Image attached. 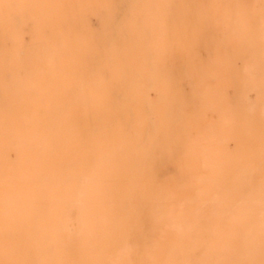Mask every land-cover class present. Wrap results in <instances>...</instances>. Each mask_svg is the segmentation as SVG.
Segmentation results:
<instances>
[{
	"label": "clouds",
	"instance_id": "1",
	"mask_svg": "<svg viewBox=\"0 0 264 264\" xmlns=\"http://www.w3.org/2000/svg\"><path fill=\"white\" fill-rule=\"evenodd\" d=\"M0 264H264V0H0Z\"/></svg>",
	"mask_w": 264,
	"mask_h": 264
}]
</instances>
